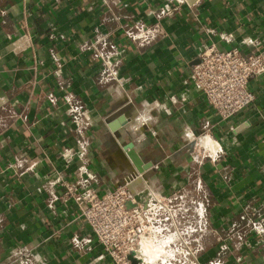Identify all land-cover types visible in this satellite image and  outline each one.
Instances as JSON below:
<instances>
[{
  "label": "crops",
  "instance_id": "crops-1",
  "mask_svg": "<svg viewBox=\"0 0 264 264\" xmlns=\"http://www.w3.org/2000/svg\"><path fill=\"white\" fill-rule=\"evenodd\" d=\"M141 22L166 35L132 40ZM210 44L264 51V0H0V264L19 246L40 264L92 263L71 243L91 234L77 204L49 206L63 192L57 177L78 175L81 151L99 193L136 177L167 193L200 170L214 226L240 243L226 264H264L262 238L240 221L247 207L264 215V77L251 108L220 120L190 78ZM206 138L224 151L219 161L204 155Z\"/></svg>",
  "mask_w": 264,
  "mask_h": 264
},
{
  "label": "built area",
  "instance_id": "built-area-1",
  "mask_svg": "<svg viewBox=\"0 0 264 264\" xmlns=\"http://www.w3.org/2000/svg\"><path fill=\"white\" fill-rule=\"evenodd\" d=\"M136 31L129 37L145 44L158 42L166 35L159 24L148 26L141 22ZM258 47L247 53L237 47L221 49L216 44L201 49L191 82L220 120L236 118L256 103L252 84L264 77V51ZM50 101L55 104L56 96L51 95ZM69 113L78 119L81 109L73 106ZM212 142L216 150L205 146L203 153L217 162L224 151L216 141ZM79 157L83 164L78 175L72 181L57 177L63 192L49 206L55 209L56 203L66 205L71 201L77 204L91 234L74 236L71 243L73 248L94 253L91 264H226L227 252L238 250L240 243L233 240L234 235L221 234L213 224L211 193L200 170L189 169L187 178L167 193L157 191L140 177L117 182L99 193L94 187L98 176L88 168L84 151ZM240 221L246 228V237L259 236L264 245V215L247 207ZM240 228L241 224L234 223L232 231ZM228 240H232L231 244ZM211 248L218 250L206 258ZM35 256L33 249L19 246L8 253L7 260L9 264H40Z\"/></svg>",
  "mask_w": 264,
  "mask_h": 264
},
{
  "label": "water",
  "instance_id": "water-1",
  "mask_svg": "<svg viewBox=\"0 0 264 264\" xmlns=\"http://www.w3.org/2000/svg\"><path fill=\"white\" fill-rule=\"evenodd\" d=\"M198 1L199 0H187V3L189 5H194ZM118 126H119V124H117L116 126H113V129L116 130ZM134 147H135L134 143L130 142L125 148L128 150V155H129L130 159L132 160L133 164L135 165V167L137 168V170L139 172L143 173L146 170L147 166L144 165L141 157L136 152ZM134 264H136L135 261H134Z\"/></svg>",
  "mask_w": 264,
  "mask_h": 264
},
{
  "label": "bare ground",
  "instance_id": "bare-ground-1",
  "mask_svg": "<svg viewBox=\"0 0 264 264\" xmlns=\"http://www.w3.org/2000/svg\"><path fill=\"white\" fill-rule=\"evenodd\" d=\"M207 139V138H206ZM204 140V141H202V143H203V145L204 146H209V147H212V148H214V143L212 142V141H210V140Z\"/></svg>",
  "mask_w": 264,
  "mask_h": 264
}]
</instances>
